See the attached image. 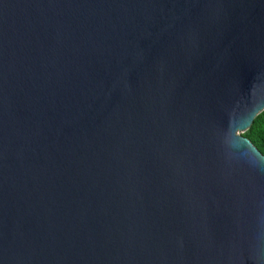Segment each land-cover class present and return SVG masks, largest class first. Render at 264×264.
I'll return each mask as SVG.
<instances>
[{
    "label": "water",
    "instance_id": "95a60500",
    "mask_svg": "<svg viewBox=\"0 0 264 264\" xmlns=\"http://www.w3.org/2000/svg\"><path fill=\"white\" fill-rule=\"evenodd\" d=\"M264 0H0V264H264Z\"/></svg>",
    "mask_w": 264,
    "mask_h": 264
},
{
    "label": "trees",
    "instance_id": "16d2710c",
    "mask_svg": "<svg viewBox=\"0 0 264 264\" xmlns=\"http://www.w3.org/2000/svg\"><path fill=\"white\" fill-rule=\"evenodd\" d=\"M242 135L250 140L256 149L264 156V110L253 122L251 127Z\"/></svg>",
    "mask_w": 264,
    "mask_h": 264
}]
</instances>
